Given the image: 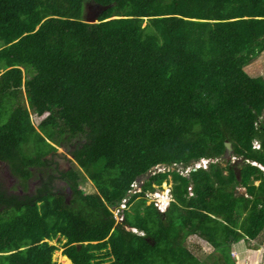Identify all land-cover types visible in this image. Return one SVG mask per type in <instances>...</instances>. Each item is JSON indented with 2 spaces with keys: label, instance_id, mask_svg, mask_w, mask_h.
Here are the masks:
<instances>
[{
  "label": "trees",
  "instance_id": "trees-1",
  "mask_svg": "<svg viewBox=\"0 0 264 264\" xmlns=\"http://www.w3.org/2000/svg\"><path fill=\"white\" fill-rule=\"evenodd\" d=\"M86 2L112 6L87 23ZM263 50L264 0H0V160L23 189L36 181L30 195L0 189V264H54L57 235L72 264H218L187 249L190 234L235 264L230 246L264 229V78L244 68ZM22 86L48 113L37 126ZM73 138L94 193L47 157ZM169 177L159 211L145 193Z\"/></svg>",
  "mask_w": 264,
  "mask_h": 264
},
{
  "label": "rangeland",
  "instance_id": "rangeland-1",
  "mask_svg": "<svg viewBox=\"0 0 264 264\" xmlns=\"http://www.w3.org/2000/svg\"><path fill=\"white\" fill-rule=\"evenodd\" d=\"M88 2H86V5ZM85 5V6H86ZM112 6V4H108V7ZM85 16V11L83 12V17ZM146 23V19L144 20V24ZM245 70L248 72V74L253 75V76H261L264 78V50L261 51L258 55L253 57L249 62H247L244 65ZM23 77L24 79L26 76L28 77L29 75H26L25 70L23 68ZM17 100L20 101V104L24 105L25 107L28 108L29 114H30V119L32 123L37 126V124L45 117L47 116V112L43 113L42 115L40 114H35L32 109L28 107V102L26 99L25 91H24V86L21 87V92L18 93ZM261 120L264 121V111L263 114L260 117ZM79 139L73 138L70 143L66 144H55L52 143L56 150L50 152L47 157L50 160V163H53L57 166V168L61 171H66L70 168H75L79 170L83 176V178L79 181L80 188L85 192V193H94L97 191L95 184L89 179V177L85 174V172L80 168L75 160L73 159L70 150L72 149L73 145L78 142ZM222 162V161H221ZM236 161H233L235 163ZM224 162H222L223 164ZM236 164V163H235ZM207 165V164H205ZM202 166H204L202 164ZM163 168V167H162ZM172 169V168H170ZM180 169V168H179ZM183 169V168H182ZM4 170L0 169V176L1 173ZM187 168L183 172H186ZM2 178V183L6 185V179L5 176H1ZM4 181V182H3ZM18 181L14 179L13 184L11 185L12 190H17L18 188ZM35 179L32 178L28 185L26 190H31V183H34ZM258 180L254 181L255 184H258ZM55 189L59 191L61 194L65 196V200L70 199V191L68 187L66 186L65 182L61 179H56L55 180ZM171 187H172V182L170 180V177L167 181H163L161 183V193L163 196L160 197V200L163 203L169 202L171 199ZM167 189H170V192H167ZM239 193H243L244 187L239 186L238 190H236ZM152 200V196H147V203H149ZM132 206L127 205L126 209L128 211L132 210ZM116 213V210L114 211V214ZM118 216V213H116ZM118 220V218L116 217ZM138 233L140 231L137 230ZM57 235L55 238L48 240L50 244L56 245V249L53 252L52 255V260L54 264H72L70 259L63 258L62 256H65L63 254L62 250L64 248V242L65 238ZM184 245L187 247V249L194 255L196 256L199 260H213L215 258L216 262L218 261V264H225L219 251L215 250L204 238L200 237L197 234H190L188 235L185 240H184ZM213 255V257H212ZM230 255L233 258L235 264H264V229L260 233V235L255 238L254 240H241L239 242L233 243L230 246ZM108 258H106L107 260Z\"/></svg>",
  "mask_w": 264,
  "mask_h": 264
},
{
  "label": "built area",
  "instance_id": "built-area-1",
  "mask_svg": "<svg viewBox=\"0 0 264 264\" xmlns=\"http://www.w3.org/2000/svg\"><path fill=\"white\" fill-rule=\"evenodd\" d=\"M254 146L256 147V148H258L259 147V144H258V142L257 141H254ZM237 157H235V156H232L231 157V162H233V161H237ZM202 160V164L204 165V166H206L205 164H207V162H208V160H206V159H201ZM175 166L177 167V170H179L181 173H183V174H186V172L187 171H189L190 169H192V170H194V169H196L197 167H199L200 166V164L198 163V162H195V163H192L190 166H188V167H186L187 168V171L186 172H183L184 170L182 169L183 167L181 166V165H177V164H175ZM163 167V168H162ZM161 168L160 167H158V170H161V171H164L165 170V166H162ZM170 168H173V167H168V168H166L167 170L168 169H170ZM180 168V169H179ZM261 168H262V170H263V172H264V167L263 166H261ZM142 181H135L133 184H132V188L127 192V194H126V196L124 197V198H122V200H121V202H120V204H119V208L116 210V213H118V216L116 215V213H115V216L118 218V220L117 221H119V220H122V216H121V210L122 209H124V208H126L127 207V202H128V199H129V197L131 196V194H134V193H136V192H139L140 190H141V187H140V183H141ZM167 192H170V189H167ZM145 196L147 197V196H152V200L149 202V203H153L154 204V206H156V208L159 210V211H164L166 208H167V206L169 205V202H166V203H163L161 200H160V197L161 196H163V194L161 193V189L159 188H155L154 190H152V191H147L146 193H145ZM170 196H171V194H170ZM127 229H131L132 231H135V228H132V227H128L127 226Z\"/></svg>",
  "mask_w": 264,
  "mask_h": 264
},
{
  "label": "water",
  "instance_id": "water-1",
  "mask_svg": "<svg viewBox=\"0 0 264 264\" xmlns=\"http://www.w3.org/2000/svg\"><path fill=\"white\" fill-rule=\"evenodd\" d=\"M107 8H108V5H101V4L95 3V2L88 3L86 6H84V11H85L84 21L87 23L99 22L100 14ZM113 17H117V16H113ZM224 146H225L224 155L226 158H229L230 155L232 154V144L230 141H225ZM236 175L237 176L239 175V169H236ZM77 245L79 246V245H81V243H77Z\"/></svg>",
  "mask_w": 264,
  "mask_h": 264
},
{
  "label": "flooded vegetation",
  "instance_id": "flooded-vegetation-1",
  "mask_svg": "<svg viewBox=\"0 0 264 264\" xmlns=\"http://www.w3.org/2000/svg\"><path fill=\"white\" fill-rule=\"evenodd\" d=\"M236 163V162H235ZM0 169L2 170H4L2 173H1V176L3 175V176H5V179H6V185L4 184V183H2V177L0 176V189L2 188V189H5L7 192V194H13V195H15V194H18V196H24V195H30V189L29 190H25V189H23V187L20 185V184H18V188H17V190H12L10 187H11V185L13 184V182H14V177H13V175L9 172V168H8V164H7V162H5V161H3V160H0ZM4 182V181H3ZM35 183H36V181L34 182V183H31V187H32V191H33V189H34V186H35Z\"/></svg>",
  "mask_w": 264,
  "mask_h": 264
},
{
  "label": "clouds",
  "instance_id": "clouds-1",
  "mask_svg": "<svg viewBox=\"0 0 264 264\" xmlns=\"http://www.w3.org/2000/svg\"><path fill=\"white\" fill-rule=\"evenodd\" d=\"M254 141H257L258 142V144H259V141L257 140V139H254L253 141H252V148H255V149H259L260 148V144H259V147L258 148H256L255 146H254ZM239 158H240V156L238 157V159L237 160H239ZM200 161V162H199ZM198 161V163L200 164V166H202V160H199ZM254 164H257L256 162H254ZM258 166H259V168L262 170V168H261V166H263L264 167V165H261V164H257ZM199 166V167H200ZM202 167H206V166H202ZM262 172H263V170H262ZM263 174H264V172H263ZM242 192H244V191H242ZM132 228H134V227H132ZM131 230V229H130ZM137 231V229L135 228V231L134 232H136Z\"/></svg>",
  "mask_w": 264,
  "mask_h": 264
},
{
  "label": "crops",
  "instance_id": "crops-1",
  "mask_svg": "<svg viewBox=\"0 0 264 264\" xmlns=\"http://www.w3.org/2000/svg\"><path fill=\"white\" fill-rule=\"evenodd\" d=\"M232 156H235V157H237V158L239 157L238 155L233 154V150H232V154L230 155V157H229V158H226L225 155H224V159L227 160V161H230V163H233V162H231V157H232ZM236 189H238V187H237ZM171 200H172V197H171L170 201H171Z\"/></svg>",
  "mask_w": 264,
  "mask_h": 264
},
{
  "label": "bare ground",
  "instance_id": "bare-ground-1",
  "mask_svg": "<svg viewBox=\"0 0 264 264\" xmlns=\"http://www.w3.org/2000/svg\"><path fill=\"white\" fill-rule=\"evenodd\" d=\"M63 258H66V259H68L67 257H65V256H62Z\"/></svg>",
  "mask_w": 264,
  "mask_h": 264
}]
</instances>
